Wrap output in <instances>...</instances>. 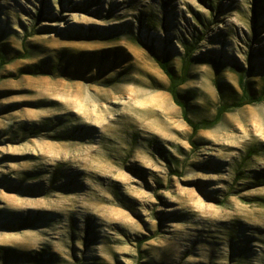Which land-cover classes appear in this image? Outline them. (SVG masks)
<instances>
[{"label":"rangeland","instance_id":"obj_1","mask_svg":"<svg viewBox=\"0 0 264 264\" xmlns=\"http://www.w3.org/2000/svg\"><path fill=\"white\" fill-rule=\"evenodd\" d=\"M202 35L194 122L264 90V0H0V264H264V101L193 134L154 59Z\"/></svg>","mask_w":264,"mask_h":264},{"label":"trees","instance_id":"obj_2","mask_svg":"<svg viewBox=\"0 0 264 264\" xmlns=\"http://www.w3.org/2000/svg\"><path fill=\"white\" fill-rule=\"evenodd\" d=\"M204 35L199 36L198 39L195 41V46L190 47L187 46V51L184 54L183 62H182V68L179 76H176L172 67H171V58L169 56H165L163 58H160L154 55V59L161 67L160 69L166 74V76L169 78L170 85L168 87V91L172 95V98L175 102V104L183 109V117L188 124V126L192 129L193 134H197L200 130H207L212 127H214L219 121L222 120V118L227 114L228 112L235 110L237 108H242L246 105H250L253 103H260L264 101V90L261 92V94L258 96L253 95L248 87V84L246 83L245 75L243 74V71L239 70V85L241 86L242 96L232 104H222L217 110V113L215 115V118L213 120H202V121H192V119L188 115L187 110V104L185 100H183V95L179 91V87L182 86L186 81L189 73V69L191 68L192 62L194 60H197L198 58H194L193 53L196 50V47L199 45V42L204 39ZM22 59L24 56L21 55H15L12 57L13 59ZM250 59V58H249ZM8 61L6 58L0 53V69L7 64ZM246 73V72H245ZM218 70L215 71V84L216 88L219 91V93L222 96V84L218 78Z\"/></svg>","mask_w":264,"mask_h":264}]
</instances>
